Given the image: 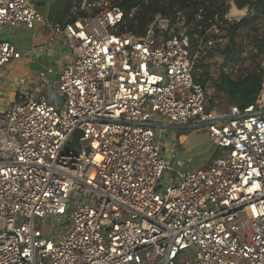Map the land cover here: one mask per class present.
<instances>
[{
  "label": "built area",
  "instance_id": "2783aa9c",
  "mask_svg": "<svg viewBox=\"0 0 264 264\" xmlns=\"http://www.w3.org/2000/svg\"><path fill=\"white\" fill-rule=\"evenodd\" d=\"M36 1L0 0V69L21 59L13 34L37 23L48 34L35 49L64 54L57 81L38 71L0 97V264H264V8L230 1L192 36L182 13H156L137 35L119 5L83 0L52 24ZM244 19L262 87L218 114L197 62L236 76L218 46ZM173 129L205 131L223 154L184 172Z\"/></svg>",
  "mask_w": 264,
  "mask_h": 264
},
{
  "label": "trees",
  "instance_id": "16d2710c",
  "mask_svg": "<svg viewBox=\"0 0 264 264\" xmlns=\"http://www.w3.org/2000/svg\"><path fill=\"white\" fill-rule=\"evenodd\" d=\"M83 0H54L49 10L51 21L61 22L68 16L70 9ZM89 2L108 1L111 4L119 5L127 19V29L137 35H142L144 30L153 20L156 13L166 14L175 17L177 12L182 13L188 23L189 34H201L205 28L215 23V18L222 19L229 10L231 1L238 9L254 4L257 12L264 8L263 0H88ZM112 1V2H111ZM201 11V12H200ZM196 16L201 19L196 21ZM250 19H244L240 23H233L227 29L231 42L239 28L250 24ZM199 27L203 29H199ZM196 45L192 43V47ZM259 55L264 53V42L259 44ZM227 48L225 50L229 51ZM227 53V52H226ZM254 66L250 69H242L236 76L230 77L220 73L212 81L215 93L220 94L230 105L245 108L257 99L262 87V72L255 57L252 58ZM211 77V76H210ZM208 70L201 77H195V81L205 85L208 82ZM213 78V77H212ZM215 95V96H216ZM210 108V107H209Z\"/></svg>",
  "mask_w": 264,
  "mask_h": 264
},
{
  "label": "rangeland",
  "instance_id": "374dc122",
  "mask_svg": "<svg viewBox=\"0 0 264 264\" xmlns=\"http://www.w3.org/2000/svg\"><path fill=\"white\" fill-rule=\"evenodd\" d=\"M51 3H53L54 0H50ZM46 0H37V11L38 13L45 18L47 14V10L45 7L41 6L40 3H45ZM108 4H111L110 2L106 1ZM112 2V1H111ZM58 24V23H56ZM255 25V24H254ZM256 27V25H255ZM33 30H19L16 31L13 34V40H14V46L16 50L21 54V58L24 56L26 57L30 50L35 44V41L32 38V33ZM37 35V39H42L43 36L46 35V31L41 28L38 29V31H35ZM221 35H224L226 37L229 36L228 32L227 33H221ZM255 37V31L253 25H245L244 27H241L236 35L234 36V40L230 44H224L221 47L218 46V50H223L226 47H228L230 50L226 51L227 53H223V58L220 60V64L222 63L223 66L227 64H231L230 58L234 55L236 57V64L239 65L238 69L239 71L242 69H250L251 67L254 66L255 61L252 60L254 56H256L257 53H253L251 50V42L250 40ZM218 50H216V53H220ZM226 50V49H225ZM223 52V51H222ZM41 55V54H40ZM38 55L37 58H40L38 61L40 63L39 65V70H47L51 69L52 73L48 76V80L51 83H54L55 81L58 80L59 74H60V65L62 60H64V57L62 53H43V56ZM259 56V55H258ZM256 59V58H255ZM259 57L256 59L257 62H259ZM23 60V59H22ZM219 64V63H218ZM217 64V65H218ZM17 65H14L13 62L10 64L6 65L5 67H2L0 69V72L2 73L1 79L9 80L10 82H14V80H17L22 76L20 74V68L16 67ZM211 66H212V61L210 59H206L203 61L197 62V69H196V77H201L205 73V70H208V82L207 88L208 92L211 93L210 89L213 87L212 81L214 78H217V75H213L211 72ZM239 73V72H238ZM211 76V77H210ZM216 76V77H214ZM213 77V78H212ZM9 84H12L10 83ZM205 84V85H206ZM13 85V84H12ZM16 84H14L15 86ZM216 95V94H215ZM210 96V99L208 101V106L210 109L214 110L218 114H224L228 111L229 107L231 106L230 103L223 98L222 95L217 94L216 96ZM1 97V95H0ZM5 97V96H4ZM172 131H175L176 134L179 133H187L186 129H173ZM77 138V136H76ZM203 139V140H202ZM196 139L194 141V144L191 146L187 143L182 149L179 150L177 154V158L181 161H185L187 159H191L190 162L185 163L181 170L188 171V170H194L198 166L199 168H204L206 167L212 158L216 157L217 155H222L223 154V149H218L213 145L212 142L205 140L204 138ZM166 141H170V139L167 137ZM38 226L45 231L46 236L48 237L49 234L52 232V225L50 222H45V221H37ZM3 227V221L0 220V228ZM186 259L189 261L193 262V253H187Z\"/></svg>",
  "mask_w": 264,
  "mask_h": 264
},
{
  "label": "crops",
  "instance_id": "0c3cea01",
  "mask_svg": "<svg viewBox=\"0 0 264 264\" xmlns=\"http://www.w3.org/2000/svg\"><path fill=\"white\" fill-rule=\"evenodd\" d=\"M51 4L52 3H51L50 0H46L45 3H40V5L45 7L46 10H47V14H46L45 18H47L52 24H56V23H59V22L58 21H51L49 19V10H50ZM233 11L234 10L230 11V14H234ZM41 28H43L47 33H46L45 36H43L42 39L39 40V39H37V35H36L35 31H38V29H41ZM32 30L34 31L32 33V38L35 41L34 46L32 48H30L29 52L27 53L28 55L26 57L24 56L23 58L13 62L14 65H17L16 67L20 68L19 69L20 70V74L22 75L20 77H27V76L30 77V76H33L34 74H36L38 71H40L39 68H38L39 65H40V63L38 61L40 58H37L38 55L41 54L40 56H43L42 55L43 53H48L49 54V53H52V51L57 52V51H55L56 49L53 50L55 47L54 48H50V49L44 47L41 50H39V49L36 50L35 49L36 46H39V45L41 46L44 43V41L47 40L46 38H47L48 31L44 27V25L41 24V23H37ZM13 43H14V40H13ZM48 49H49V51H46ZM35 51H36L37 54H35ZM2 73H0V79L2 77ZM9 82H10L9 80H7L6 82H3L1 80V83H0V95L9 96V98H12L13 90L15 89V87L13 86L14 82H10L13 85L9 84ZM167 134H168L167 137L170 139V142H172V143L177 145L178 152H179L180 149H182V147L187 145V143L192 146L196 139H200L201 140L202 138H204L205 140L210 141L208 139L207 134H206L205 131H189L187 133L176 134L175 131L170 130V131H168ZM198 168H199V166L196 169H198Z\"/></svg>",
  "mask_w": 264,
  "mask_h": 264
},
{
  "label": "bare ground",
  "instance_id": "6f19581e",
  "mask_svg": "<svg viewBox=\"0 0 264 264\" xmlns=\"http://www.w3.org/2000/svg\"><path fill=\"white\" fill-rule=\"evenodd\" d=\"M233 13H235V12L233 11Z\"/></svg>",
  "mask_w": 264,
  "mask_h": 264
},
{
  "label": "snow or ice",
  "instance_id": "6c2138e0",
  "mask_svg": "<svg viewBox=\"0 0 264 264\" xmlns=\"http://www.w3.org/2000/svg\"><path fill=\"white\" fill-rule=\"evenodd\" d=\"M251 191V189H249Z\"/></svg>",
  "mask_w": 264,
  "mask_h": 264
}]
</instances>
